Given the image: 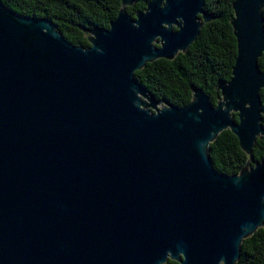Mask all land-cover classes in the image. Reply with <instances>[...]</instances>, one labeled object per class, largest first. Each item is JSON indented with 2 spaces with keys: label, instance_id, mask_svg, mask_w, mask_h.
Returning a JSON list of instances; mask_svg holds the SVG:
<instances>
[{
  "label": "water",
  "instance_id": "1",
  "mask_svg": "<svg viewBox=\"0 0 264 264\" xmlns=\"http://www.w3.org/2000/svg\"><path fill=\"white\" fill-rule=\"evenodd\" d=\"M134 2L86 46L0 0V264H235L264 226V0L233 2L217 104L194 87L183 106L135 72L188 50L206 0ZM225 129L249 155L232 175L210 155Z\"/></svg>",
  "mask_w": 264,
  "mask_h": 264
},
{
  "label": "trees",
  "instance_id": "2",
  "mask_svg": "<svg viewBox=\"0 0 264 264\" xmlns=\"http://www.w3.org/2000/svg\"><path fill=\"white\" fill-rule=\"evenodd\" d=\"M15 11L54 21L62 33L75 44L90 45L84 29L108 27L118 14L122 0H2ZM127 10L135 16L146 9L151 0H134ZM235 0H206V9L213 15L205 22L197 39L186 52L174 59L159 58L139 70L137 78L158 98L174 104H188L193 88L201 87L214 104L219 100V80L231 78L237 56V39L231 20ZM259 63L264 67V55ZM264 99V89L261 91ZM237 118V114H235ZM264 123V115H263ZM214 167L227 174L238 173L249 155L241 148L238 137L223 130L210 144ZM253 161L264 160V137H258L253 148ZM164 264H180L168 259ZM235 264H264V226L244 239L241 256Z\"/></svg>",
  "mask_w": 264,
  "mask_h": 264
},
{
  "label": "rangeland",
  "instance_id": "3",
  "mask_svg": "<svg viewBox=\"0 0 264 264\" xmlns=\"http://www.w3.org/2000/svg\"><path fill=\"white\" fill-rule=\"evenodd\" d=\"M164 105L165 104L163 102L158 104L159 107H163Z\"/></svg>",
  "mask_w": 264,
  "mask_h": 264
}]
</instances>
